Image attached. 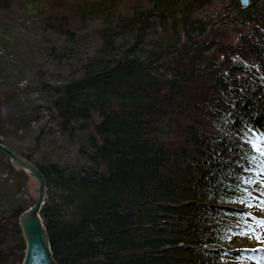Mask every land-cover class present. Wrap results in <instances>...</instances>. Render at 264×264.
Listing matches in <instances>:
<instances>
[{
    "label": "trees",
    "instance_id": "trees-1",
    "mask_svg": "<svg viewBox=\"0 0 264 264\" xmlns=\"http://www.w3.org/2000/svg\"><path fill=\"white\" fill-rule=\"evenodd\" d=\"M256 1L263 7L233 0L244 25L235 27L238 42L212 34L199 15L212 0H85L71 7L72 19L42 5L44 28L57 34L46 48L51 63L74 56L65 41L97 21L80 74L50 86L60 131L79 142L78 163H36L48 182L41 215L59 264L242 258L224 245L244 218L237 201L256 190L244 178L264 174L256 167L264 157L252 162L259 153L245 143L250 129L264 130V0ZM11 7L0 0V13ZM6 168L15 173L9 160ZM28 207L11 206L1 219L14 244L0 246V264L22 263L18 216Z\"/></svg>",
    "mask_w": 264,
    "mask_h": 264
},
{
    "label": "rangeland",
    "instance_id": "rangeland-1",
    "mask_svg": "<svg viewBox=\"0 0 264 264\" xmlns=\"http://www.w3.org/2000/svg\"><path fill=\"white\" fill-rule=\"evenodd\" d=\"M9 1L12 2L11 9L0 13L1 140L19 154H30L39 165L62 163L64 160L78 163L76 155L79 142L60 131L51 109L50 100L54 91L50 86L80 74V61L92 53L97 42V21L88 20L80 30L77 42L73 44L76 51L74 56L51 63L45 57L46 48L57 34L44 28L41 21L49 13L44 14L42 5L47 4V12L65 10L72 19L71 7L85 0ZM253 1L263 7L261 1L250 0L251 3ZM236 14L233 0H212L199 13L213 28L212 34L230 37L238 42L240 31L235 27L243 28L244 25L235 17ZM244 29L245 32L251 31L248 27ZM65 43L71 44L67 41ZM260 77L264 79L261 74ZM22 112L26 117L16 119ZM7 160L8 156L0 151V224L4 222L1 219L11 206L21 202L31 206L37 194L36 180L15 168V173L10 172L6 168ZM262 178L264 174L258 179L261 181ZM260 181L254 184L256 190L237 201L244 212V218L234 221L238 233L227 235V247L224 245V248L239 249L244 253L236 262L230 255L222 258L230 263L261 264L264 260V226L256 225L257 219H264V195L261 194L264 183ZM249 225L255 229L254 232L249 231ZM241 232L247 234L240 235ZM256 236L261 238L258 240ZM13 244L9 228L1 227L0 246L7 252V248ZM7 264H11L10 260Z\"/></svg>",
    "mask_w": 264,
    "mask_h": 264
},
{
    "label": "water",
    "instance_id": "water-1",
    "mask_svg": "<svg viewBox=\"0 0 264 264\" xmlns=\"http://www.w3.org/2000/svg\"><path fill=\"white\" fill-rule=\"evenodd\" d=\"M239 5L246 8L250 5V0H239ZM0 151L8 156L13 168L23 170L37 182V194L34 203L20 212L18 216V223L25 243L21 264H59L54 257L48 229L41 215L48 192L46 177L34 162L3 143L1 137Z\"/></svg>",
    "mask_w": 264,
    "mask_h": 264
},
{
    "label": "snow or ice",
    "instance_id": "snow-or-ice-1",
    "mask_svg": "<svg viewBox=\"0 0 264 264\" xmlns=\"http://www.w3.org/2000/svg\"><path fill=\"white\" fill-rule=\"evenodd\" d=\"M252 135L249 137L245 143H250L252 148L259 153L258 156H254L251 158L252 162H255L257 160H260L261 157H264V130L261 129H250L249 130ZM257 168H259L261 171H264V161H261L259 164L256 165ZM251 164L249 167L245 168L243 171L249 172L252 171ZM244 183H257L256 180H254L251 176H248L244 178ZM261 183H264V178L261 179ZM244 191H247V189H244ZM262 195H264V191L261 192ZM257 227L264 226V219H257L256 220ZM249 231L254 232L255 229L252 228L251 225H249ZM240 235H246L247 233L241 232ZM260 236H256V239H260ZM253 251H256L255 249Z\"/></svg>",
    "mask_w": 264,
    "mask_h": 264
},
{
    "label": "bare ground",
    "instance_id": "bare-ground-1",
    "mask_svg": "<svg viewBox=\"0 0 264 264\" xmlns=\"http://www.w3.org/2000/svg\"><path fill=\"white\" fill-rule=\"evenodd\" d=\"M98 38V37H97ZM67 42H70L71 43V41H67ZM72 44V47H73V44H74V42H72L71 43ZM71 44H69V46L71 47ZM87 57V56H86ZM85 57V58H86ZM234 60L235 61H238V62H244L242 59H239V58H237V57H234ZM244 64H246V62H244ZM253 66H255V65H253ZM256 68H257V66H255ZM21 155H23V156H25V157H27L26 155H24V154H21ZM28 158V157H27ZM30 159V158H29ZM32 162H34L32 159H30ZM34 164L37 166V164L34 162ZM38 167V166H37ZM39 168V167H38ZM40 169V168H39ZM19 170H21V169H19ZM21 171H23V170H21ZM45 176V175H44ZM48 183V182H47ZM47 196H48V192H47ZM46 199H47V197H46ZM35 201V200H34ZM45 202H46V200H45ZM45 204V203H44ZM44 206V205H43ZM261 264H264V260L261 262Z\"/></svg>",
    "mask_w": 264,
    "mask_h": 264
}]
</instances>
